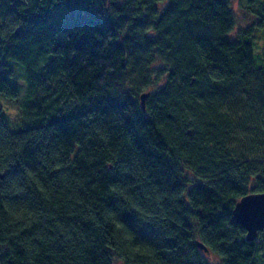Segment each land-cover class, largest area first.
<instances>
[{"label":"trees","instance_id":"1","mask_svg":"<svg viewBox=\"0 0 264 264\" xmlns=\"http://www.w3.org/2000/svg\"><path fill=\"white\" fill-rule=\"evenodd\" d=\"M245 8L230 34L225 0H0V264H211L196 241L264 264L232 217L264 190V0Z\"/></svg>","mask_w":264,"mask_h":264},{"label":"rangeland","instance_id":"2","mask_svg":"<svg viewBox=\"0 0 264 264\" xmlns=\"http://www.w3.org/2000/svg\"><path fill=\"white\" fill-rule=\"evenodd\" d=\"M225 1L228 3L230 9L232 10L235 16V26L233 28V31L230 34H234L237 27L246 26V24L251 23L256 20L257 16L249 13L247 8H245V0H225ZM79 13H77L73 7L70 9H66L64 11H57L54 14V17L57 19L53 20L51 18L50 20L51 26L53 28H57L59 26L67 25L73 20H75L77 15H79ZM2 28H4L3 30L9 28L8 20L4 22V26H2ZM260 35H261L260 33L256 34L257 38L255 39L256 46H255L254 52L259 56V58H262V56H264V45L262 44V39ZM163 64H164L163 60H160L157 63V65H161V66ZM153 71L157 73L159 72L156 68L153 69ZM150 74H154V73L150 72ZM16 75L17 77L15 81L19 85V88H17L19 92V99H22L24 98V94H25L24 86L21 87V85L23 84V79H22L23 76L19 72H16ZM154 79L156 80V82L160 81L159 76ZM10 82L13 84L12 80H10ZM160 84H162V81L158 83V85ZM0 102L3 105L4 111L7 117L8 121H6L7 123L6 126H8V129H9L10 127L14 125V120L16 118V113H17L16 107L11 102L9 103L8 100H6V98L3 97L1 94H0ZM204 255L206 259L209 261V263L221 264L220 258L216 254L211 253V252H204ZM113 264H124V263L120 260H116L114 261Z\"/></svg>","mask_w":264,"mask_h":264},{"label":"water","instance_id":"3","mask_svg":"<svg viewBox=\"0 0 264 264\" xmlns=\"http://www.w3.org/2000/svg\"><path fill=\"white\" fill-rule=\"evenodd\" d=\"M147 92L140 94L141 106L144 107V100ZM232 217L236 223L246 230L245 237L248 241L256 238L259 231L264 228V190L250 192L241 196L232 209ZM196 246L208 252V249L199 241Z\"/></svg>","mask_w":264,"mask_h":264}]
</instances>
